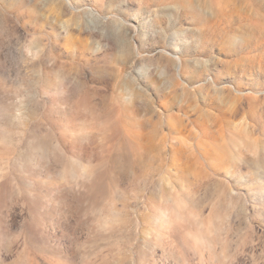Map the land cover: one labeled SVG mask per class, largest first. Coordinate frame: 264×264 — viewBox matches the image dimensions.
I'll use <instances>...</instances> for the list:
<instances>
[{"label": "rangeland", "instance_id": "obj_1", "mask_svg": "<svg viewBox=\"0 0 264 264\" xmlns=\"http://www.w3.org/2000/svg\"><path fill=\"white\" fill-rule=\"evenodd\" d=\"M0 264H264V0H0Z\"/></svg>", "mask_w": 264, "mask_h": 264}, {"label": "bare ground", "instance_id": "obj_2", "mask_svg": "<svg viewBox=\"0 0 264 264\" xmlns=\"http://www.w3.org/2000/svg\"><path fill=\"white\" fill-rule=\"evenodd\" d=\"M49 238V237H48Z\"/></svg>", "mask_w": 264, "mask_h": 264}]
</instances>
